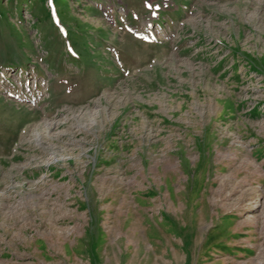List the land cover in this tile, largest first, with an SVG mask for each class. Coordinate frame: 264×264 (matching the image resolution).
<instances>
[{"label": "rangeland", "instance_id": "1", "mask_svg": "<svg viewBox=\"0 0 264 264\" xmlns=\"http://www.w3.org/2000/svg\"><path fill=\"white\" fill-rule=\"evenodd\" d=\"M0 264H264V0H0Z\"/></svg>", "mask_w": 264, "mask_h": 264}, {"label": "bare ground", "instance_id": "2", "mask_svg": "<svg viewBox=\"0 0 264 264\" xmlns=\"http://www.w3.org/2000/svg\"><path fill=\"white\" fill-rule=\"evenodd\" d=\"M54 123H50L48 120L45 121L44 125H43V128L46 129L47 131H49L52 127H53ZM40 125H36L35 129H38Z\"/></svg>", "mask_w": 264, "mask_h": 264}, {"label": "snow or ice", "instance_id": "3", "mask_svg": "<svg viewBox=\"0 0 264 264\" xmlns=\"http://www.w3.org/2000/svg\"><path fill=\"white\" fill-rule=\"evenodd\" d=\"M146 6H147V7H149V8H151V7H152V5H151V4H147Z\"/></svg>", "mask_w": 264, "mask_h": 264}]
</instances>
